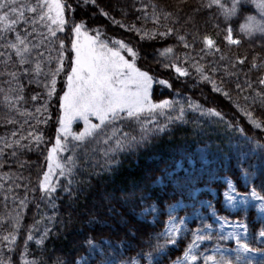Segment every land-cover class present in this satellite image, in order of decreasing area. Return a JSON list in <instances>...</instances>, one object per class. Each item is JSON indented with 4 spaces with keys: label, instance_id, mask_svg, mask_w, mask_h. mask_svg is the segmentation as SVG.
I'll use <instances>...</instances> for the list:
<instances>
[{
    "label": "snow or ice",
    "instance_id": "snow-or-ice-1",
    "mask_svg": "<svg viewBox=\"0 0 264 264\" xmlns=\"http://www.w3.org/2000/svg\"><path fill=\"white\" fill-rule=\"evenodd\" d=\"M245 2L0 0V110L12 126L0 135V264H264V143L257 138L264 133V0H249L260 18H244L237 34L232 18ZM84 11L87 18L77 19ZM99 18L106 23L98 25ZM113 26L124 30L121 38L109 35ZM193 72L242 119L191 96L177 99L176 85ZM32 84L43 91L30 95L29 108L25 89ZM156 86L171 90V98L154 99ZM52 107L55 142L42 170L28 156L45 144L40 125L52 121ZM189 112L199 113L192 123L200 134L220 128L224 147L202 139L195 147L176 145L170 158L89 202L92 185L76 178L78 169L114 176L122 156L138 158L164 134L171 141ZM225 158L235 161L241 183L226 176L217 194ZM250 211L257 214L255 236ZM77 223L76 238L53 259L49 241L54 249L63 229ZM225 241L234 242V257L224 254Z\"/></svg>",
    "mask_w": 264,
    "mask_h": 264
},
{
    "label": "trees",
    "instance_id": "trees-1",
    "mask_svg": "<svg viewBox=\"0 0 264 264\" xmlns=\"http://www.w3.org/2000/svg\"><path fill=\"white\" fill-rule=\"evenodd\" d=\"M226 2H230V0H226ZM113 4H116V0H112ZM81 15H84L85 18H87V12H78L76 13V18L79 19ZM247 16H256L257 19L260 18V14L258 9L256 8L255 4L249 2V0H246L243 6V13L238 15L236 17L232 18V26L236 30L237 34L239 29V24L244 23V18ZM117 19H120V16L117 15ZM222 17L220 18L221 27H223L222 23ZM129 22H134V18L132 16L129 17ZM106 23L103 18H99L97 21L98 25H103ZM139 23V22H137ZM96 26V25H94ZM148 27H151V24H148ZM206 30L210 31L212 33H215V29L212 28L211 23L206 25ZM124 32V30L116 28L113 26V29L109 31V35L115 34L117 38H121V34ZM126 38H131V34H125ZM222 38V37H221ZM133 44L136 43V40L133 39ZM165 43H171V41L167 42H159L157 43V47L163 46ZM152 56H148V61L151 62ZM219 76V74H217ZM195 73L193 72V77L191 79H187L184 81V85L177 84L176 87L180 88V91L182 93V96L176 97L177 99H181L183 97L191 96L193 100L203 104L205 107H217L218 109L224 111L227 113L228 118H235L237 120H241L242 118L239 116V114L235 113V109H231L228 105V102L224 100L222 96H220L217 93H213L211 91V85L206 84H198L195 82ZM62 85L58 83V90ZM42 92V88H37L35 84L27 85L25 89V96L29 98V103L25 105V107L31 108L32 102L30 101V95L33 92ZM157 98H171V90H168L166 88H161L159 86H156V93L154 95V99ZM52 112V121H49V124L47 126L40 125L41 130L45 133V144L41 145V151L38 154H29L28 159L31 161H35L37 164L42 166V170L46 169V148L51 147V144L55 142V125L54 121L56 119V108H51ZM5 115L3 110H0V135H3L6 130H10L12 128L11 125H5L3 116ZM187 118L189 120L188 124L180 125L177 127H174L172 133H171V141L169 140V134H164L162 138L159 140V142L155 145L154 148H152L149 151L141 152L139 157L134 156H127V157H121L122 163L120 165L119 171L114 176H109L107 174H103L100 177H97L95 175H89V173L92 171V169L89 167L88 172H84L81 170H77V179L79 180H89L92 185V189L88 194V200L89 202L94 196H98L100 192H103L105 190L111 191L116 186L120 185L121 183L125 181H132L134 179L138 178V174L141 169L145 167L152 166L157 160L160 159V157H164L165 159L170 158L173 155V150L176 145L186 144L192 147H195L196 142L198 140H203L205 142H208L210 144H221L222 147H224L223 141L225 139L224 133L215 125H209L206 132L203 134H200L196 129L195 125L192 123L194 120L200 119L199 113L189 112L187 114ZM16 119L19 121H23L24 117L16 116ZM29 123H34V121H29ZM246 123V122H244ZM27 127V126H25ZM81 128V124L77 123L73 126V129L75 131H79ZM257 138L261 140L262 143H264V133H257ZM225 151H227V148H225ZM70 153H64L63 155L66 157ZM97 157L99 159V154H97ZM103 163V161H100ZM13 169H15V165H12ZM5 171L8 170L7 166L4 169ZM98 170V169H97ZM26 177L29 176V171L25 170L23 173ZM231 177L233 178L237 185H240V173L235 167V161H229L226 158L224 159L223 166L219 168V176L217 178V182L213 184V187L217 189V194L219 193V190L224 187V184L221 182L224 177ZM31 185L30 187L36 186V170L35 166H33L31 170ZM22 194V193H21ZM33 195H35L37 198L40 196V192L37 191ZM59 195V193H58ZM67 199L66 197L64 198ZM84 197H81V200H83ZM218 208L220 207L219 200H217ZM81 207H83V204H81ZM43 208V205H42ZM35 211L34 207L30 205V209L28 212V217L26 220V223H31L32 221V212ZM60 213L64 214L63 218H66V209L64 207L60 208ZM49 214H51V211L49 210ZM183 214V213H181ZM236 215H240V213H236ZM255 211H250L248 214V222L250 225V232L253 236H255V229L258 227V222L255 221L256 217ZM39 217H37L38 219ZM80 225L72 224L69 225L67 228L63 229L64 235L61 236L60 240H57L54 242L55 248H52L53 242L49 241V248L51 249L50 254L52 255L53 259L56 255H61V248L63 247V250H67V248L70 246V243L73 239L76 238L75 231L77 228H79ZM66 237V238H65ZM183 243L181 244V247H183ZM22 244V241H21ZM205 246L211 248L212 244L211 242H205ZM222 246L230 247L234 246L232 241H225L222 242ZM259 246V245H258ZM31 252L34 255H39V252L36 250V246L33 244L31 245ZM212 254V253H208ZM48 264H52V261L50 260Z\"/></svg>",
    "mask_w": 264,
    "mask_h": 264
},
{
    "label": "rangeland",
    "instance_id": "rangeland-1",
    "mask_svg": "<svg viewBox=\"0 0 264 264\" xmlns=\"http://www.w3.org/2000/svg\"><path fill=\"white\" fill-rule=\"evenodd\" d=\"M77 123H80V124H81V127L83 126V125H82V122H77ZM77 123H76V124H77ZM76 124H74V125H76ZM74 125H73V126H74ZM213 222H214V221H213ZM227 230H230V229H226V231H227ZM232 243H233V245H234V242H233V241H232ZM209 249H211V248H209ZM223 249H224V254H225V255L233 256V257H234L235 253H233V252L230 251V247H225V246H223ZM209 253H212V252L209 251ZM212 254H213V253H212Z\"/></svg>",
    "mask_w": 264,
    "mask_h": 264
}]
</instances>
